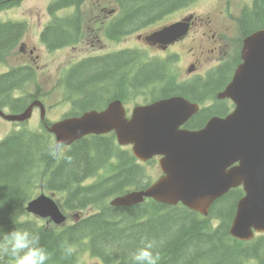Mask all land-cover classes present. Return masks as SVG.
I'll use <instances>...</instances> for the list:
<instances>
[{
  "label": "trees",
  "instance_id": "1",
  "mask_svg": "<svg viewBox=\"0 0 264 264\" xmlns=\"http://www.w3.org/2000/svg\"><path fill=\"white\" fill-rule=\"evenodd\" d=\"M73 1L80 0L65 2ZM182 1L150 0L149 5L139 9L142 10L138 20L150 19L154 17L150 14L161 12ZM18 2L0 0V10ZM65 2L55 0L52 9L64 6ZM130 13L113 26L114 31L121 27L124 20L133 16ZM78 19L80 16L77 14L64 20L57 19L44 32V39L52 47L62 42L74 43ZM240 19L242 35L263 28L264 0H254L253 7L244 11ZM132 27L128 26L129 29ZM24 30L23 23L0 21V61L5 60L16 47ZM129 58V65L137 61V57L132 55ZM124 61L126 59L123 56H114L111 62L97 67L86 65L71 71L69 89L72 92H84V98L80 101L82 109L97 106L94 91L89 89L94 85L100 86L95 90H107L109 96L112 95V85L103 84L104 79L115 84L113 87L119 89L118 94L122 92L119 73L115 76L116 68ZM139 72L135 75V81L143 86L155 83L165 75L157 63L146 64ZM225 72L217 74L218 79L207 83L200 79L187 86L170 82L162 90V96L189 94L195 100H202L207 93L215 92L221 86L226 77ZM33 77L34 72L30 67H16L0 74V105H10L14 111L21 110L24 98L14 96L13 91L23 88ZM221 109L215 105L200 110L192 117L193 126L200 127L210 115ZM50 143L46 131L28 128L14 131L0 142V200L4 201L0 207V226L4 231L22 227L39 232L41 243L53 254L48 264H83L85 251L91 257L99 258L103 264H130L131 253L141 246L145 237L157 241L156 251L160 256L158 264H264V236L246 242L230 234L236 204L243 195L242 189L232 190L214 202L208 217L182 204L173 206L152 199L132 206H114L110 203L111 197L150 183L146 167L138 163L129 149L123 150L115 145L114 136L83 138L66 150L74 158L68 164L62 156L52 158L48 155L47 145ZM110 159H118L114 166L117 175L94 185L80 184L100 163ZM46 170L50 176L43 177L42 171ZM41 178L47 190L64 194L62 205L66 210L78 213L90 208L92 213L81 216L71 224L59 225L29 214L26 204L32 198L30 190ZM216 219L217 225L214 224ZM65 242L74 249L69 257L61 253V244ZM4 264H15V261L5 258Z\"/></svg>",
  "mask_w": 264,
  "mask_h": 264
},
{
  "label": "water",
  "instance_id": "2",
  "mask_svg": "<svg viewBox=\"0 0 264 264\" xmlns=\"http://www.w3.org/2000/svg\"><path fill=\"white\" fill-rule=\"evenodd\" d=\"M187 31V23L177 22L154 33L155 42L168 45ZM243 60L224 94H219L234 100V111L212 117L201 129L183 128L199 104L179 95L136 106L130 117L122 101L114 100L101 111L66 118L49 130L57 142L68 145L87 134L115 131L119 144H132L140 160L163 155L164 174L146 188L116 196L111 201L115 206L137 205L151 197L207 215L217 199L243 185L246 195L237 202L230 232L251 239L255 230L264 231V29L245 40ZM31 114L32 107L21 114L0 109V115L14 121ZM26 209L56 224L67 220L58 202L45 192L29 201Z\"/></svg>",
  "mask_w": 264,
  "mask_h": 264
},
{
  "label": "flooded vegetation",
  "instance_id": "3",
  "mask_svg": "<svg viewBox=\"0 0 264 264\" xmlns=\"http://www.w3.org/2000/svg\"><path fill=\"white\" fill-rule=\"evenodd\" d=\"M95 1L96 0L76 1L80 3L73 1L77 6L75 9L79 8L82 13V10L85 11V17L78 19L76 22L78 28L75 31L76 40L74 43L66 45V42H62L59 46L63 47L54 50H50L47 46V50L50 52L68 51L69 47L79 49L78 52L80 53L77 56L78 58L73 61L71 60L67 73L70 71L71 74L72 70L82 68L86 65L97 67L106 62H111L114 56H123L126 61L122 62L120 66L116 68L117 71L115 76L117 77L119 73L122 92L118 94L119 89L113 87L115 84L109 83V79H104L103 83L112 85L110 87L112 95L107 98L108 100L106 103L114 99H121L126 105L129 115L130 109L137 103L128 102L126 91L129 86L133 89H138L142 86L136 84L135 78L137 76L135 75L145 66L143 62L141 63L139 61L132 62L131 65H129V61L127 63V59L130 60L129 55L136 58L141 50L138 45L129 46L128 37H137V40L143 42L148 48L153 49L157 53V62L155 63H157V67L165 71V75L160 79L163 81V84H161L162 90L170 82L187 86L193 84L191 82L200 79L204 83H207L209 80L218 79V75L226 70V77L223 78L221 86L215 92L207 93L202 100H195L189 94H182L193 102L202 103V109L215 105L222 107L221 110H217V112L210 115L200 127L193 126V115L186 125L187 128L200 129L204 127L213 116L225 117L234 109L235 105L230 98L219 97L218 95L222 93L230 83L237 66L242 62L241 52L244 48L245 39L249 35L241 34L240 18L244 11L253 6V0L243 2L238 13H234L231 4L227 3V6L222 8H224L223 13L227 12L229 20H221L218 23H214L211 17H203L195 13L193 10V0H183L181 3L161 12L150 14L151 17H154L145 20H138L142 10L139 11V9L149 5L151 3L150 0ZM83 2L87 4L90 3L91 7L83 9ZM126 12H131L130 14H133V16L130 19L124 20L121 27L117 31H114L113 26L123 21L124 16H127ZM182 20H189L190 27L188 33L179 37L167 47L161 43L151 45L147 42V37L155 40L157 38V36L154 35L155 32L160 31L174 22ZM130 25L134 27L129 29L128 26ZM201 27L203 28L202 33H200V30H202ZM49 47L55 48L58 46L55 45L52 47L49 45ZM21 49L26 52L25 43L22 45ZM181 50H183V53ZM33 52L34 49H31V55ZM174 63L176 69L174 68ZM171 66H173L178 74V76L176 75L173 79L170 78L168 74V70ZM223 67L227 69H222ZM130 68L132 72H130ZM183 74L186 75V78L180 80ZM112 82H114V79ZM105 97L106 96L101 97V100L105 99ZM95 102L99 104L100 99L95 100ZM46 120L48 121L49 118L47 117ZM42 122L45 124L44 120H42ZM114 166L115 164L111 163L110 160L105 163H100L89 173V177L83 179L80 183L86 185L91 182L98 183L106 179L110 180L114 175H117V170L114 169ZM75 217L77 219L79 218L78 215ZM258 235H264V233H259Z\"/></svg>",
  "mask_w": 264,
  "mask_h": 264
},
{
  "label": "rangeland",
  "instance_id": "4",
  "mask_svg": "<svg viewBox=\"0 0 264 264\" xmlns=\"http://www.w3.org/2000/svg\"><path fill=\"white\" fill-rule=\"evenodd\" d=\"M89 1V0H86ZM247 0H196L193 5V10L195 13L199 14L203 17H211L214 23H218L221 20H229L227 16V12L223 13L224 8L227 3H230L232 6V11L234 13H238L243 2ZM51 2V0H19L18 5L9 7L3 10H0V19L3 21L7 20H23L25 19L29 23V28L27 29L26 35L22 40V44L25 43L27 49H34V55L36 54L39 58L37 61H34L28 53H22L19 50V47L15 52H12L6 59L7 62L0 63V72H3L9 68L8 65L14 66L23 63H29L35 65L37 69V77L34 81H31L28 85L25 86L23 93L18 92V95H25L27 97L30 94L34 98H41L45 101L48 106V110L46 112L47 116L52 120H59L62 118L64 112L69 110V101L66 99L65 88L57 86V80L64 74H60V70L63 68H67V65L71 63V60L77 59L80 52H78V48L69 47L68 51L63 50L55 53H47L46 48L43 46V42L41 41L40 32L48 21L52 19V15L50 14L47 5ZM97 2V0L95 1ZM90 3H84L83 9L90 8ZM47 8V9H46ZM73 8V7H71ZM83 15L85 13L84 10ZM69 11H59L58 15L62 13H68ZM85 17V16H84ZM200 30V33H202ZM129 46H139L141 49H146L147 46L143 44V42L137 40V37H128ZM145 46V48L143 47ZM86 48V47H84ZM183 53V50H181ZM156 52L149 48L148 57L152 58L156 56ZM174 68L176 69V65L174 63ZM173 66L168 70V74L170 78H174L178 74ZM130 72H132L130 68ZM202 73V72H201ZM186 78V75L183 74L180 77V80ZM105 84V83H103ZM156 86H160V84H156ZM100 87L98 85H94V87H90V90L94 91L95 100L100 99V105L103 106L108 98V91H100L95 88ZM152 88V87H150ZM149 87H141L139 92H137L132 87H128L127 89V98L128 102H136L137 104L143 103L145 100L150 101L153 93ZM155 95L162 94V89H158L154 92ZM106 96L105 99L101 100V97ZM73 99L77 98V96L72 97ZM133 98V100H132ZM131 100V101H130ZM26 99L22 101L25 103ZM133 104V103H132ZM10 111V110H7ZM40 123V110L39 108L35 109L33 113V117L30 121L24 122L23 124L18 122H10L0 117V142L9 134L14 131L21 130L23 128L38 129ZM36 128V129H35ZM118 144V143H117ZM147 173L150 179L155 180L162 174L160 165L158 160L146 164ZM41 182H36L30 190V194L32 197L41 193ZM56 197V196H55ZM63 194H57L56 199L61 201L63 199ZM85 212V211H84ZM92 212V209H87L86 213ZM33 215V214H32ZM35 216V215H33ZM44 221V219H42ZM217 221V219H216ZM73 222V214H71L70 223ZM217 224V222H216ZM85 255H83V264H102L99 258L91 257L88 251H85Z\"/></svg>",
  "mask_w": 264,
  "mask_h": 264
},
{
  "label": "clouds",
  "instance_id": "5",
  "mask_svg": "<svg viewBox=\"0 0 264 264\" xmlns=\"http://www.w3.org/2000/svg\"><path fill=\"white\" fill-rule=\"evenodd\" d=\"M48 155L52 158L60 156L68 163L73 162V156L67 154L62 142H53L47 145ZM4 204L0 200V207ZM157 241L145 237L141 246L136 248L130 257V264H158L160 259L156 251ZM73 246L67 242L61 244V253L65 257L73 254ZM52 252L41 243L39 232L28 228L14 227L11 231H4L0 226V264H4L5 258H11L15 264H48L52 258Z\"/></svg>",
  "mask_w": 264,
  "mask_h": 264
},
{
  "label": "bare ground",
  "instance_id": "6",
  "mask_svg": "<svg viewBox=\"0 0 264 264\" xmlns=\"http://www.w3.org/2000/svg\"><path fill=\"white\" fill-rule=\"evenodd\" d=\"M111 8V7H110ZM108 10V9H107Z\"/></svg>",
  "mask_w": 264,
  "mask_h": 264
}]
</instances>
